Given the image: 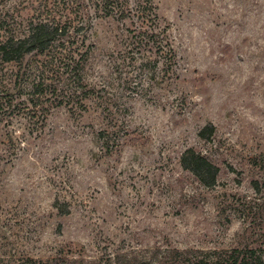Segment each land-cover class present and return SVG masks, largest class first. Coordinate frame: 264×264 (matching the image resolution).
Masks as SVG:
<instances>
[{"label":"rangeland","instance_id":"rangeland-1","mask_svg":"<svg viewBox=\"0 0 264 264\" xmlns=\"http://www.w3.org/2000/svg\"><path fill=\"white\" fill-rule=\"evenodd\" d=\"M123 1L124 19L89 4L63 47L0 65V264L264 250V0ZM30 16L4 20L20 36ZM81 55L76 88L62 64Z\"/></svg>","mask_w":264,"mask_h":264},{"label":"trees","instance_id":"trees-1","mask_svg":"<svg viewBox=\"0 0 264 264\" xmlns=\"http://www.w3.org/2000/svg\"><path fill=\"white\" fill-rule=\"evenodd\" d=\"M90 2V3H89ZM94 11L100 13L102 17L117 16L118 19L126 17L123 0H0V30L6 31L8 34L0 40V65L4 64H22L26 56L32 54H43L61 44L62 39L67 36L69 30L73 28V23L79 21V28L83 27L84 18L83 11L90 12V6ZM25 11L30 9L31 16L27 19L26 28L20 36H16L10 28L9 23L6 24L5 16L10 11ZM128 13V12H127ZM59 18H56L58 17ZM70 16H74L73 18ZM81 60H69L71 65L62 64L63 67H69L65 73L72 80L73 87H79L80 76L82 70V62L84 56H80ZM66 61V60H65ZM51 60L38 63L39 67L44 69L48 67ZM62 63V62H60ZM26 65L29 62L25 63ZM27 69L23 75H26ZM39 81L32 86L31 98L39 102V97H44L47 93L52 94L53 86L43 84L46 77L45 72H40ZM29 78V75L27 76ZM45 82V80H44ZM73 88L68 98H77L75 94L77 89ZM61 91L60 89H57ZM37 97V98H36ZM35 98V99H34ZM36 104L37 102H32ZM62 102H58V106ZM8 101L6 105H10ZM203 132L200 137L204 138ZM183 168L192 172L205 187H212L216 183L218 168L208 162L205 158L194 152L192 149L184 151L181 157ZM182 256V254L177 253ZM178 256V257H179ZM126 259V256H121ZM116 257V261L112 264H122V259ZM134 258V257H132ZM28 264H53L52 260L34 261L26 260ZM127 264H184L182 259L168 263L166 259L157 262H149L146 260L133 259V262ZM193 264H264V250H234L227 256L219 258L214 253H207L197 258Z\"/></svg>","mask_w":264,"mask_h":264}]
</instances>
